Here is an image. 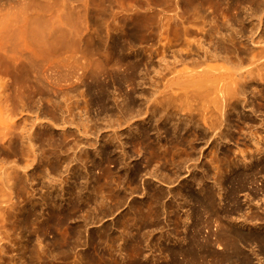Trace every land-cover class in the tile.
Here are the masks:
<instances>
[{
  "label": "rangeland",
  "instance_id": "374dc122",
  "mask_svg": "<svg viewBox=\"0 0 264 264\" xmlns=\"http://www.w3.org/2000/svg\"><path fill=\"white\" fill-rule=\"evenodd\" d=\"M208 2L0 0V264H35L31 262L33 251L45 245L54 249L55 253L61 251L67 248V245L60 243L65 237H68L69 247L72 248L71 259H74L75 250L88 252L95 258L90 259L89 264H95L96 258L101 256L107 257L102 259L103 264H172L170 251L175 247L187 248L190 243L193 212L198 205L195 201L204 195L201 190L215 192L218 197L216 201L219 202L220 198V208H223L228 185L224 183L219 187V180L225 182L235 172L253 176L252 184H248L244 190L237 188L234 195L243 211L259 206L264 208V169L259 167L261 157L252 152L254 146L251 141L248 142L250 138L246 135L250 124L257 123L255 118V121L251 120L250 109L242 112V115H249L245 116V121L239 119L237 114L230 115L229 143L220 144L216 150L210 132L190 126L189 122V115H196L194 121H198L203 112L199 111V107L207 106L209 113L206 109L204 112L208 116L214 113L215 84L198 87L187 81H179L178 84V79L174 80L180 75L176 73L182 74L184 70L185 74L192 68H200V71L209 68L210 73L216 76L228 73L227 76L232 74L230 76L233 77L234 74L233 78L239 79L237 74L256 72L257 66L264 62V59L255 63L244 60L239 69L223 60L208 61L195 68L187 64L189 59H184V54L197 48L203 36L192 35L187 41L185 37L184 41L185 32L182 31L188 26L198 28L202 23L208 29L202 18L200 22L196 20L200 13L203 16L211 7L208 14L214 12L217 18L226 14L230 18V25L239 30L240 25L233 21V14L250 12L253 6L250 1L239 5H233L232 0ZM191 3L199 6L195 8L196 5L192 6ZM225 5L229 6L226 8ZM201 6L205 7V11ZM189 11L192 12L190 15ZM186 21L190 24L186 25ZM258 32H261V28ZM246 35H249L248 32ZM250 39L256 42L259 36L252 35ZM53 41L60 44L61 49L58 45H46L47 42L54 44ZM190 41L192 43L189 45ZM24 42H37L34 46L29 45L31 49L39 48L43 42V46L52 49L49 52L53 54H65L67 48L73 53L70 55V52H66L67 55L75 57L76 53V57L82 56L80 60L84 57L83 61L89 62V68L83 71L86 72L83 86L79 84V87L70 88L69 92L62 90L63 95L61 90L54 94L64 78L53 76L54 79L52 77L48 81H53L52 84L40 81L33 68H29L26 61L16 54L25 49ZM204 43L206 47L211 46L207 38ZM5 50L14 52L7 54ZM77 63L80 64L79 61ZM53 84L57 86L55 91ZM255 85L248 88V100L256 107L254 109H257L258 115H264V84ZM156 90L157 93H164L161 92L159 97L179 90L178 94L186 93L189 101L192 100L190 104L194 107L189 104L182 112L186 115V123L177 134L173 131V125L179 123L181 113L177 115L178 108L175 115L168 116L166 122L159 120L155 113L151 114L152 110H149L151 113L146 112L147 105L150 106L146 99H151L149 103L152 104ZM259 90H262L261 94ZM198 93L200 96L194 98ZM117 101H121L120 106L116 105ZM128 108L130 112H127ZM120 112H124L122 115L127 117V122ZM129 116L137 118L131 121ZM109 121L115 126H110ZM198 123L202 126L200 121ZM120 124L122 128H115ZM108 127L115 128L119 136L121 134L120 141H111L114 130H108ZM185 128L190 131L187 133ZM85 132H90V136ZM107 132L111 136L106 135ZM96 137L98 143L92 144ZM260 138V148L264 149V135L260 134ZM226 152L229 153L227 157L224 156ZM219 160L222 164H230V168L222 170L224 178L215 173ZM203 173L208 179L205 183L200 182ZM254 189L255 194L251 191ZM248 204L253 207L250 208ZM240 216H232L234 223L231 226L234 229H241L239 231L245 234L260 231L237 226L235 219ZM184 217L185 220L180 219ZM215 231L216 223H211L201 236L215 238L213 234L220 233ZM75 234L80 238L83 236L78 241ZM214 246L215 251L221 250V247L218 249L217 245ZM242 250L253 258L252 264H264L263 255L259 261L254 259L252 248L243 247ZM71 259L66 263L58 258L56 262L60 260L57 264H71Z\"/></svg>",
  "mask_w": 264,
  "mask_h": 264
},
{
  "label": "bare ground",
  "instance_id": "6f19581e",
  "mask_svg": "<svg viewBox=\"0 0 264 264\" xmlns=\"http://www.w3.org/2000/svg\"><path fill=\"white\" fill-rule=\"evenodd\" d=\"M196 1L197 0H195V2ZM208 1L212 2V1H217V0H208ZM246 1L247 2L250 1V2L253 3L252 8H250L251 9L250 12L245 11L243 13L242 12L235 13V11H234L235 14H233V21L236 24L240 25L239 26L240 27L239 30L233 28L232 25H230V23H229L230 22V18L228 19V16L226 14H221V15L219 14L220 17L218 16V18H217V15H215L214 12L208 14L207 12L210 11L209 8H211V7H209V8L207 7L209 11H207L206 14H202L203 16H201V13L199 14L201 17H199V18H198V16H199L198 14H197L198 16L195 15V17L197 16V18H198V19L196 18V20L199 21V19H201V18L204 20L205 25L207 24V26L209 27L208 29H206L205 27L202 26L203 25V23H202L203 21L201 22L202 25L200 27H198V28H196V27L192 28V27H189V26L186 28L184 26L185 29L182 32L183 33L185 32L184 34L188 36L187 37L185 35L184 36L182 35L184 37V41H185V37H186V41H187L189 36L192 37V35L201 34L203 36L201 42H199V44L196 45L197 48L193 46L194 47L193 50L188 49L190 47L189 45L192 42L190 41L189 45L186 42L187 43L186 45H188L187 49L190 50V51L187 54L185 53L186 55L184 54V56H185L184 59L185 58H186V60L189 59L188 63L186 61H185V63L190 64V66H192V67L194 66V68H195V67H199L200 65H202L203 63L208 62V61L223 60V61L231 64V66L234 67L235 69H239L240 66H241V62L244 61V60L254 61V63H255L257 61H260V60L264 59V14H263L264 13V0H232L233 5H234V3L239 5V4H241L243 2H246ZM224 3H226V2H224ZM213 4L214 3H212V6H213ZM193 5H196V4H192V6ZM203 5H205V4H203ZM207 5H209V4H207ZM197 6H199V5H196L195 8H197ZM201 7H204V6H201ZM225 7H226V5H225ZM207 8H206V10H207ZM199 9H202V8L199 7ZM204 9H205V7L203 8V11H205ZM212 9L214 10L215 8H212ZM189 12H188L189 13L188 15H190L192 12H193L192 14H194V9H193L192 12L191 11H189ZM222 12H223V10H222ZM195 13H196V11H195ZM187 16H185V20H186ZM219 18H220V21L218 20ZM183 20H184V18H183ZM187 21H188V19H187ZM187 21H186V25H189L190 23L188 24ZM189 21H191V20H189ZM193 21H195V18H194ZM254 23H256V24H254ZM182 24H184V23H182ZM195 24H196V22H195ZM260 28H261V32H258V30ZM246 32H248L250 37H249V35L245 36ZM252 35L259 36V40L255 42L253 39H250ZM244 36L246 37V39H245ZM205 38H207L209 40V43L211 44V46H209V47L205 46V43H204ZM44 43L46 44V42H44ZM47 43L48 44H46V45L47 46L49 45V47H52V46L55 47L56 45H58V43L55 44L54 41H53V43L55 45L52 44L51 42H47ZM25 44L26 43L24 42L23 45L25 47L23 46V49L24 48L25 49L23 51L21 50L20 53H16V54L26 61L28 67L30 66L31 68H33V71L36 72L35 74H37L38 79L40 81L44 82L45 84H50L53 81H51L50 83L48 81L50 79H52L53 76L54 77L55 76H58V77L60 76V78H62V77L64 78L63 79L64 80L63 83L61 82L62 84L60 83L61 85H60V87H58L59 90L56 88L58 86V83H57V86L53 84L54 85L53 86V90L55 88L57 89L56 91L54 90L55 92L53 91L54 94L57 91L61 90L62 95H63V91L62 90H68V92H69L70 88H73L75 86L79 87V84H81V86H83L82 83H83V80H85L83 78V76H84V74L86 76V72H83V71L85 69L87 70V67L89 66V62L88 61L84 62L85 61L84 57H83L82 60H80L82 58V56L80 57V55H79L78 56L79 60H78V57H76V53H75L74 55H75V57L77 59L75 60L76 62L74 64V58L75 57L67 55V53H69L71 50L68 51L66 47H64V49L66 48V50L64 52L65 54H61V53L60 54H53V53H51V51L49 52V50H52V49H49V47H46V45H44L45 49L41 47V46H43V42H42V45H40V47L37 48V49H31L32 47L29 46V45H31V46L33 45L34 46L35 44H37V42H35L34 44H30V43L28 44L27 43L26 44L27 48H26ZM58 46L61 49L60 44ZM64 49H62V51H64ZM5 51L8 52L7 54H10V53L13 54V52H14V51L10 52V50H5ZM71 54L73 55V53L70 52V55ZM12 58H14V57H12ZM78 61L80 62V64L77 63ZM182 64H183V62H182ZM198 69H200V68H198ZM198 69L197 68H195V69L192 68L191 70L189 69L190 72H189V70H187V71L185 70L186 71L185 74H183L184 70H182V74L183 75L181 74V72L180 73H176L177 75L178 74H180V75H178V78L174 79V80L178 79V84H179V81H185V83L189 82V84H191L192 86H198V87H201L203 84L204 85L205 84H215V86H216L215 94L213 92V94L216 95L215 96L216 98H214L215 100H213L214 101V107H213L214 109H212V110H214V113L213 114L210 113L209 114L210 116H208L207 113H205L206 111L204 112V110L207 107L206 106L207 104L204 103V105L206 107H202V108H204L203 110H202L201 107H199L200 108L199 111L201 110V112L202 111L203 112L197 118L198 119L197 122H195L196 121L195 120L196 115L195 116L194 115H189V113H188V115L191 118V120L189 121L190 124H191L190 126H195V128H199V129L201 128V130L203 129V131H205V132H210V134H211L210 138L211 139L213 138V140H214L213 142H214L216 150H217L218 146L220 144L229 143L228 142V139H229L228 137L230 136L229 130H230V126H231L230 119H229L230 115L232 113L237 114L239 119H242V120L245 121V118H246L245 116H249V115H247V113H246V115L245 114L242 115V112L246 108L247 109H246L245 112H247V110L250 109L249 110L250 114L253 116L251 120L255 121V119H256L257 123H255L254 125L250 124L251 125L250 128H249V126H247L249 128V130L246 133V135H248V139L250 138L248 140V142L251 141L250 143H252V145L254 146V148L252 149V152L253 153L254 152L257 153L261 157V161H260L261 163L259 162V164H258L259 167L261 166L264 169V149L260 148V146H261V144H260V142H261L260 141V139H261L260 138V134L264 135V119L262 118V117H264V115L262 113H261V115H258V113L256 111L257 109L256 110L254 109L256 107L252 105V103L250 102V99L248 100V96H247V93H248L247 91L248 90L250 91V89H248V88L252 87L253 84L255 85L257 83L256 84L257 86L258 85L261 86L262 84H264V72H263L264 71V62L261 63L259 66H257L256 72H247L246 75L237 74L238 76L236 75V77H238L239 79L233 78V77H235L234 74H233V77L230 76L232 74H229V76H227L228 73H227V75L223 74V76H221L222 74H220V75L216 76V75L210 73L209 68L208 69L205 68L206 70L203 69V71H200ZM192 70H195V71L192 72ZM31 72H32V70H31ZM37 76L35 77V75H34L35 78H37ZM54 77H53V79H54ZM58 77H56V78L59 79ZM67 77H69V78L67 79ZM181 79H184V80H181ZM59 81H61V80H59ZM37 82H39V81H37ZM62 85H63V87H62ZM41 87H43V86H41ZM165 89H167V88H165ZM255 89H256V87H255ZM178 91L175 90L169 96H166V95L164 96V95H162V94H164L163 91H158L159 93H157V90H156L154 92L155 97L153 96V98H152L153 99L152 104L149 103V100H151V99H149V100L146 99L147 103L150 105V106L147 105V107H146L147 111L146 112H150L152 110L153 112L152 113L150 112V113L151 114L155 113V115H158L157 116V117H159L158 119L159 120H163V122H166L169 119V117H168L169 115H175L174 113H176V110H177L176 108H178L179 111L178 110L177 111L179 113L177 112V115H179L181 113L180 117L178 116L179 117V120H178L179 123L176 122L173 125V128H174L173 131H175L176 134H177V132H179V131L184 129V127L182 125H185V123H186L185 119H184V118H186V115L182 114V112H185L184 110L188 108L187 106L192 101V100L189 101L190 98L188 96H185L186 93H183L185 95H182V93H180V92L178 94L177 93ZM254 91L255 90H253V92L251 91L250 93L253 94ZM261 91L262 90H259L260 94H261ZM161 92H162V94L159 97ZM165 93H166V90H165ZM195 93H197V92H195ZM57 94H58V92H57ZM196 95L197 96H195L194 98H197V97L200 96L199 93L196 94ZM108 99L110 100V98H108ZM116 99H115V101H116ZM117 102H115L116 105L120 106L119 102H121V101H119L118 104H117ZM73 103H71V104H73ZM122 103L125 104L123 101H122ZM74 104H76V103H74ZM190 105L193 106L192 104H190ZM198 105H199V103H198ZM123 107H124V105H123ZM126 107H128V106H126ZM126 107L124 108L125 111L127 110ZM174 109H175V111H174ZM206 110H208V109H206ZM130 111H131V109L128 108L127 112H130ZM189 111H190V109H189ZM207 112L209 113V110ZM122 113H124V112H122ZM122 113H121V115H122ZM159 114H160V116H159ZM190 114H192V113L190 112ZM125 115H126V112H125ZM69 116H70V114H69ZM122 116L124 117V115H122ZM134 116H137V115L134 114ZM134 116H133V118H134ZM129 117H130L131 121H133L134 119L136 120V118H137V117H135L134 119H132L131 118L132 116H129ZM124 118L126 120L127 117H124ZM124 118H122V119H124ZM253 118H255V119L253 120ZM147 120H149V119L147 118ZM248 120H250V119H248ZM248 120H247V122H248ZM251 120H250V122H251ZM119 121H120V119H119ZM199 121L202 124V126L199 125V123H198ZM126 122H127V120H126ZM126 122L124 123V121L123 122L121 121V123H123L124 126L126 125ZM143 122H146V120H144ZM134 123L136 124V122H134ZM248 123L246 124V122H245L244 124L248 125ZM108 124H112L110 126L114 125V123H110V121L108 122ZM117 124H118V121H117ZM127 124H129V122ZM119 126H121V124L118 125L115 128L118 129ZM131 126L132 125H130V127ZM137 126H138V122H137ZM188 126H186V127H188ZM199 126H201V127H199ZM130 127L127 126V128H130ZM182 127H183V129H182ZM115 128H112L114 130L113 131L114 134L111 132L112 129L110 128L111 129L110 132H111V134H113V136H111L110 133L108 134L109 131L107 132L106 135L111 136L110 137L111 141L115 140L116 142H118V141H120V139L122 137H121V134L119 136V134H117L118 132L117 133L115 132ZM121 128H122V126H121ZM110 129L108 127V130H110ZM245 129H246V126H245ZM185 130H186V128H185ZM97 131L101 132L102 130H97ZM188 131H190V130H188ZM188 131H187V133H188ZM241 132H242V130H241ZM89 133L90 132H88L86 134H88V136H90ZM242 133H245V131L242 132ZM106 135H104V136H106ZM86 136H85V138H86ZM92 136H95V135H92ZM119 137H121V138H119ZM107 138H109V137H107ZM204 138H206V137H204ZM97 139H98V137H96L94 139L95 141H92V144H94L93 142L98 143ZM201 139L203 140V138H201ZM197 140H199V138H197ZM205 140L206 139H204V141ZM122 142H123V140L121 141V144H122ZM207 143H208V141H207ZM247 145H249V144H247ZM121 147H122V145H121ZM83 148H85V147H83ZM84 151H86V150H84ZM195 152H196V150H195ZM250 152H251V150H250ZM240 153L243 154V152H240ZM260 153H263V154H260ZM198 154H200V153H198ZM193 155H195V153ZM228 155H229V153L226 152L224 156L227 157ZM186 159H183V160L185 161ZM219 162H220L219 165H216L217 172H215V173H217V175L221 178V177L224 176L222 170L230 168V164L229 163L222 164L221 160H219ZM184 164H186V163H184ZM193 169H196V168L193 167ZM178 170H179V168H178ZM207 172H209V171H207ZM204 174H206V173H203L201 175V178H200V182L201 183H205L206 180H208V179H206ZM196 178H199V176L196 177ZM155 179L157 180V178H155ZM221 180L222 179L219 180L220 181L219 182L220 183L219 187L223 186L224 183H225L226 186L228 185V187H227L228 188L227 195L223 199L224 207L220 208L221 200L219 198L218 199L219 202L216 201L218 197L215 194V192L207 191V190H204V189L201 190V191L204 192V193H202V195L203 194L204 195H203L202 198H200V196H199V198H197L196 201H195L198 205H197V207L195 208V210L193 212L194 223L192 224V227H191V230H190L191 231V233H190L191 234L190 243L187 246V248H182V247L181 248L180 247L179 248L175 247L174 249L172 248L173 250L170 251V253H171L170 254L171 258L170 259H171V263L172 264H252L253 263V258L251 256H249V254H247L246 252H244L242 250L243 247L244 248H247V247L252 248L253 256H255L254 259H257V260L260 261L261 260L260 256L261 255L264 256V223H263L264 222V208H261V206H259L260 208H257V207L254 206L255 208L250 209L252 205L250 206L248 204L249 207H250V208L248 207L250 209V211H247L248 209L245 207L247 210H244V211H247V212H244L240 201L235 198L236 196H234L235 192H237L236 191L237 188L239 190H244V189L247 188L248 184L249 185L252 184V182H253L252 174H247V173L243 174L241 172H235L233 174V176L229 180H227L225 182H221ZM198 181L199 180L195 181L194 183H197ZM158 182H159V180H158ZM197 186L199 187V184ZM251 191H252L253 194H255L254 192H256L255 189L251 190ZM199 192H200V190H199ZM217 194H218V192H217ZM218 195H220V194H218ZM252 197H254V195H252ZM248 201L249 200H247V202ZM247 202H246V204H247ZM161 203H162V201H161ZM251 203H253V202H251ZM248 205H246V206H248ZM167 207H168V205H167ZM260 209L262 211H260ZM160 210H161V208H160ZM150 211H152V210H150ZM153 213H154V211H153ZM160 213H161V211H160ZM234 214H238V216L241 215L239 218L235 219V221H237V226L240 225V226H242L244 228L245 227H249V228L251 227V228H254V229H257V230L259 229L260 231L256 232L257 231L256 230L255 231L256 234L255 233L254 234H249V232L247 234H245V233H243V231H239L241 229H239V230L234 229L231 226V224L234 223V221L232 219V216ZM152 216L155 217L154 215H152ZM152 216H151V219H152ZM176 218H178V217L176 216ZM188 218H190V217H188ZM157 219H158V217H157ZM174 219H175V217H174ZM180 219L181 220L182 219L185 220V217L184 218H180ZM178 220H179V218H178ZM187 220L189 221V219H187ZM187 220H186V222H187ZM180 221H179V224H180ZM258 222H262V223H258ZM153 223H155V222H153ZM176 223H178V222H176ZM211 223H216V231L220 232V233L213 234V235H215V238H212V237L209 238V237L201 236L202 232L205 231V229L208 228ZM60 224H63V223H60ZM57 226H58V224H57ZM38 230H39V228H38ZM249 230H251V229H249ZM78 231H80V229ZM40 233H42V232H40ZM80 233L82 234V230L78 234H80ZM36 235L38 237V234H36ZM66 236H67V234H66ZM75 236H76V234H75ZM78 236L79 235H77L76 237H78ZM82 236H81V238H82ZM161 236H162V234H161ZM79 238L80 237L77 238L78 241H79ZM0 242H1V239H0ZM69 242H70V240H69ZM60 243L64 244V245H67V246H65L67 248H63L61 251H58V252L55 253L54 249L53 250L49 249L50 246H48V245H47L48 247L46 245L42 246V248L36 250L35 252L33 251V255H31V262H34L35 264H57L60 261L59 260L58 262H56L58 260V258L62 259V260H65L64 262H66L68 260L70 261V259L73 258V254H71L72 248L69 247L70 245L68 243V237L63 238ZM40 244H41V242H40ZM214 245H217L218 249H220V247H221V250H219L220 252L219 251H215L214 250L215 248L213 249ZM117 253H119V252H117ZM119 254H117V255H119ZM97 257H98V255H97ZM92 258H94L93 254H89L88 252L87 253L86 252L80 253V252H76V250H75V252H74V259L75 260L71 259V260H73L71 264H89V261H91ZM99 258H96L97 260H96V262H94L95 264H103V263H101V261L105 257L102 258V256H101ZM20 259H22V258H20Z\"/></svg>",
  "mask_w": 264,
  "mask_h": 264
}]
</instances>
